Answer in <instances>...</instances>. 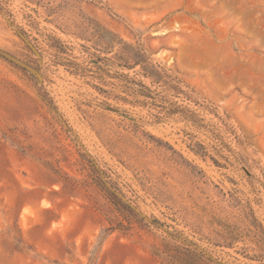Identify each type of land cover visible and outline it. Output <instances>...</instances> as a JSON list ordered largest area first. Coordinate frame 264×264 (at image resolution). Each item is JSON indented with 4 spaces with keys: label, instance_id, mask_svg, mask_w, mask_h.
Returning a JSON list of instances; mask_svg holds the SVG:
<instances>
[{
    "label": "rangeland",
    "instance_id": "obj_1",
    "mask_svg": "<svg viewBox=\"0 0 264 264\" xmlns=\"http://www.w3.org/2000/svg\"><path fill=\"white\" fill-rule=\"evenodd\" d=\"M0 264H264V0H0Z\"/></svg>",
    "mask_w": 264,
    "mask_h": 264
},
{
    "label": "water",
    "instance_id": "obj_2",
    "mask_svg": "<svg viewBox=\"0 0 264 264\" xmlns=\"http://www.w3.org/2000/svg\"><path fill=\"white\" fill-rule=\"evenodd\" d=\"M0 54L4 55L5 57L9 58L10 60L16 62L17 64L27 68L28 70H30L33 73H37V71H35L31 66L27 65L26 63L20 61L19 59H17L16 57L10 55L9 53L3 51L0 49Z\"/></svg>",
    "mask_w": 264,
    "mask_h": 264
}]
</instances>
